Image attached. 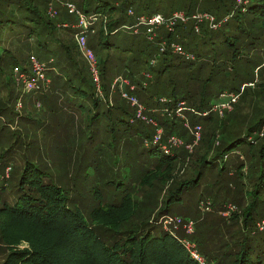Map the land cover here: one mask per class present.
<instances>
[{"label":"trees","instance_id":"16d2710c","mask_svg":"<svg viewBox=\"0 0 264 264\" xmlns=\"http://www.w3.org/2000/svg\"><path fill=\"white\" fill-rule=\"evenodd\" d=\"M236 1L0 0V33L11 31L14 21L20 15L32 26L27 27L28 38L32 39L35 35L39 47L50 48L52 54L47 61H42L40 57L34 55L30 56L43 66L41 80L45 81V78L49 80L45 73L54 70L53 64L58 53L63 61L62 71L67 78L65 83L71 84L74 92L84 95L87 94L84 89L91 92L95 90L97 97H94L93 101L98 109L95 117L105 114L112 126H118L117 124L121 122L126 125V131L113 130L112 142L121 144L123 154H115V164L109 171L112 172L115 188L123 186L119 179H124L131 185L138 182L134 187L136 193L139 188H144L139 197L137 194L134 195L136 199L132 203L129 200L124 202V198L119 204L93 206L86 215L80 208L71 205V199L66 191L50 182L45 177L46 174L26 163L18 182L19 194L16 200L11 203L0 199L2 246L0 264H198L184 244L188 239L195 243L199 252L194 246L195 251L205 260L208 258L214 261L221 253L219 260L221 263L228 261L229 264H264V238L257 235L258 231H264V226L254 225V217L259 214L257 200L264 183V115L256 119L251 116L248 119L250 123L248 120L236 123L234 121L236 114L233 115V111L229 113L231 106L230 110L216 112L217 106L211 105L210 100L202 94L213 79L212 74L210 70L208 74H203L206 69L203 62H199L192 70L198 57L190 52V47L187 48L185 43V39L188 40L189 35L194 34L199 36L197 40L199 44L212 45V36L224 27L229 28L223 29L220 35L224 36L225 45H221L220 48L212 45L214 48L211 49L216 50L219 57L229 56L233 59L230 70L235 69L240 77L239 90L244 84L254 85L255 81L243 73L241 68L244 64H241L239 59L237 62L236 57L239 49L247 46V26L252 25L255 18L264 17V0H242L241 4H237ZM225 4L227 7L223 11L222 6ZM69 5L73 6L72 12ZM161 7L164 8L165 14L159 13ZM212 9H219V14H212L210 12ZM176 12L187 16L211 13L215 17V23L220 25L213 29L203 20L197 22L190 19L184 24L178 23L172 32L160 28L154 41H148L145 26L140 24V19L156 14L169 17ZM247 15H251L252 19L244 20V23L241 17L246 18ZM225 16L226 21L222 24ZM195 25L199 28L198 32L194 31ZM186 29H189V33L184 37ZM110 36H116V39L120 37V40L101 41L102 37ZM86 38L87 46L91 45L97 50L94 52L96 57H88L87 63L78 57L79 51L76 50L78 47L82 53L84 52ZM121 42H126L127 47L120 49ZM173 44L180 45L188 57L175 52L172 49ZM2 49L0 90H4L1 89L4 78L2 70L7 65L11 67L16 65L12 68L13 71L17 68L14 73L19 78L31 80L32 69L27 71L24 61L19 62L14 52L5 46ZM120 53L123 59L127 58L128 67H125L123 60L118 57ZM92 60L96 61L98 68V88L92 75L90 65ZM112 67H119L122 71L118 70L116 73L124 78L121 76L117 78L109 73V68ZM173 73L177 76L187 74L191 76L186 77L183 85L177 83L181 86L175 85L177 88L173 87L172 91L168 89L169 81L166 87L158 89L159 86L166 84L165 77ZM115 80H125L129 83L113 86ZM39 81L37 86H41ZM221 81L230 82L233 85L230 91L237 92L233 76L223 77ZM257 84L264 88V80ZM111 86L119 95L121 92L122 96L134 95V99L144 105V112L148 111L149 117L136 115L138 107L137 109L136 106L130 107V102L124 99L125 95L120 97L117 103L108 101ZM101 92L107 93L104 102L106 113L104 110L101 111L98 105L103 98ZM221 92L216 98L222 94ZM232 92L228 95L235 94ZM255 95L257 96V93ZM8 96L10 97L11 93ZM7 99L9 102V98ZM184 104L190 110H197L192 111L191 125L194 124L195 116L209 121L216 116V120L195 151L196 158L191 166V169L195 170V177L182 181L175 180L174 172L178 157L171 154L174 147L167 144L165 138L178 133L177 108L178 105ZM8 110L7 106L0 105V116ZM211 113L215 115L211 117ZM219 116L222 118H218ZM252 119L256 121L255 124L252 123ZM147 120L151 127L146 125ZM131 127L134 130L130 131ZM157 131L164 135L159 141H155L154 138ZM119 132L121 135L116 137ZM242 144L249 146L245 151L248 156L247 165L239 162L235 172L241 181L242 177L246 176L248 182L253 183L249 192L244 194L251 200L242 210V220L238 223V228L236 230L232 228L231 232L227 231L229 232L227 239L221 242L224 247H229L226 251L228 257H223V252L215 249L213 252L210 251L213 254L212 258L207 257L203 254L204 240L201 234L203 229L198 228V233H192L191 236H187L188 233L180 235L178 230L171 227L173 223L168 226L162 225L160 219L169 217L168 205L180 200L184 190L199 182L201 169L204 177L205 165L214 166L219 161H223V164L228 162L224 158ZM157 153L162 156L160 161L155 158ZM123 160L127 162L119 166ZM223 170L222 166L221 171ZM0 174L2 175L1 172ZM9 178L10 175L0 177L2 189L7 186L6 181ZM169 183L171 184L168 186ZM108 184L106 182V185ZM159 186H162V190L166 188L164 190L166 206L151 211V203L147 208L150 192ZM153 216L156 217L152 219Z\"/></svg>","mask_w":264,"mask_h":264},{"label":"rangeland","instance_id":"374dc122","mask_svg":"<svg viewBox=\"0 0 264 264\" xmlns=\"http://www.w3.org/2000/svg\"><path fill=\"white\" fill-rule=\"evenodd\" d=\"M236 3L238 4L237 1ZM225 7H227V4L222 6L223 11ZM164 12V8L161 7L159 13L165 14ZM210 12L218 15L220 10L212 9ZM22 17L19 15L14 21L11 31L0 33V53L3 50L2 47L5 46V48L15 53L19 62L24 61L27 71H31L32 67L29 63L31 55L40 57L42 61H47L52 52L50 48L44 49L39 47L36 44L37 39L35 35L32 39L28 38L27 32L29 30L27 27L32 28V26L28 23V20H23ZM243 17H241V21L244 23V20L252 19L251 15H247L246 18ZM225 19L226 16L223 17L222 24L226 21ZM253 21L252 25L247 26V46L239 49L236 60L238 62L239 59V62L244 64L243 68L239 67L243 70L244 74H248L247 78H252L255 82H253L254 85L244 84L240 90V77L235 69L230 70L234 62L233 59L229 56L219 57L216 50L211 49L214 47L220 48L221 45H225L223 41L224 36L220 35L223 29L227 30L229 28L224 27L212 36L213 40L211 42L214 47L208 44H199V41H197L199 36H195L194 34L189 35L188 40L185 39L187 48L190 47V52L198 57L196 59L197 62L192 66V70L199 62H203L206 68L203 74H208L209 70L212 74L213 79L208 83L207 89L202 92L205 98L210 100L211 105L219 106L228 101L227 97L220 98V94L216 98L217 94L221 91H223L221 93L227 94L232 92L230 88L233 85L230 82H222L221 79L227 76L235 78L234 86L237 92L232 93H238V96L236 102L231 105L229 113L233 111L234 113L232 112V114H236L234 120L236 123L247 121L251 116L253 119H256L264 115V95H261L264 94V88H260L259 83L257 84V82L264 80V17L255 18ZM189 29L184 31V37L188 36ZM141 31L139 30V32ZM89 36L91 37V35ZM115 39L116 36L102 37L101 41H114ZM117 39L120 40V37H117ZM87 43L86 38L83 53L80 48H76L80 55L78 57L85 63H87L88 57H96L94 52L97 51L91 45L87 46ZM119 46L122 47L120 49L125 48L126 42L119 43ZM126 54H129V52H126ZM118 57L123 60L124 66L128 67L127 58L123 59L121 53L118 54ZM55 62L53 64L54 70L46 71L45 73L50 81L46 78L45 81H39L41 86H37L38 88H34L30 92H28L29 87L22 83V78H19L14 73L12 68L16 65H13V67L11 65L3 67L4 78L1 89L4 90H0V105L2 107L7 106L9 110L0 116V172L2 173L0 177L10 175V178L6 181L7 186L3 189V184L0 181V199H5L11 203L16 200L19 194L18 182L23 174L26 163H30L33 168L46 174L45 177L50 182L66 191L71 199V205L80 208L86 215L90 213L93 206L102 207L110 203L119 204L121 203V199L124 198V202L128 200L131 203L134 202L136 199L134 195L137 194L139 197L144 188H139L136 193L134 187L137 186L138 182L131 185L126 183L124 179H119L123 182V186L115 188L112 172L109 171L115 164V154H123L121 144L119 142H112L113 130L126 131V125L121 122L117 124L118 126H112V123H110L105 114L95 117V114L98 112L93 101L94 97H97L95 90L93 89L91 92L89 89H84L87 92L86 95L74 92L70 87L71 84L65 83L67 78L62 71L63 61L58 53H56ZM118 70L119 67H112L109 68V73L119 78L121 74L116 73ZM24 76H27V74ZM187 76L190 78L191 74L177 76L176 73H173L166 76V84L159 86L158 89L166 87L169 81L170 85H168V89L172 91V88L178 85L177 83L183 85L186 82ZM171 82L173 83L172 85ZM9 92L11 93L10 97L8 96L10 95ZM88 93L91 95L89 96ZM256 93L257 96L255 95ZM104 94L101 92L103 98L100 99L101 102L98 105L100 106L99 109L101 111L104 110L106 113L107 109L104 102L107 93L105 92ZM125 96L126 98L124 99L130 102V107L134 108L133 106H136L137 109L139 103V106L141 105L143 108L141 116L149 117L148 111L144 112V105L140 101L135 99L136 104H132V99L135 98L134 95V97L131 95L127 96V94ZM120 97H123L122 92L119 95L115 88L111 86V93L109 91L107 100L117 103ZM7 98H9V102ZM179 110L181 111L177 113V118H179V121H177V126H179L178 133L165 139L169 140L171 137H175L176 139V145L173 151L171 150V154H176L178 157L174 177H176L175 180L184 181L191 177L194 178L196 175L195 170L191 169L192 162L196 158L195 151L202 144L204 135L210 131V127L215 122L216 116L211 121L195 116L194 124L191 125L192 111L196 112L197 110H190L186 104L181 105ZM215 111L218 112V108ZM211 114V117L215 115V113ZM218 118L221 119L222 117L219 116ZM248 122L250 123L249 120ZM252 123L255 124L256 121L253 120ZM146 125L151 127L148 120L146 121ZM105 128L108 130L106 131ZM132 130H134L133 127H131L130 131ZM156 134L157 132H155ZM120 135L121 133L119 132L116 137ZM163 136L160 133V137L163 138ZM214 141L217 143V139ZM247 148L249 146L242 144L235 151L229 152V155L224 158L228 162L224 164L223 161H219L214 166L205 165L204 177L203 169H201L199 182L184 190L180 200L168 205L167 215L174 219L171 227L178 230V234H187L184 227L185 221H192L194 223L193 234L198 233V228L203 229L201 234L204 240V247L206 248L203 247V254L207 257L212 258L213 254L210 251L213 252L214 249L218 252H223V257L227 256L226 251L229 247H224V244L221 242L227 239L228 233L232 231V228L235 230L238 228V223L242 220V210L251 200L245 197L244 194L249 192L253 183H249L246 176H243V180L241 181L235 172L239 162L247 165L248 156L245 152ZM155 158L160 161L162 156L157 153L155 154ZM126 162L127 160L121 161L119 166L124 165ZM222 166L224 167L223 171H221ZM106 182L109 184L106 185ZM240 182L243 184L241 185ZM165 189L164 187L162 190V186H159L157 189L151 190L147 208H149L150 203L151 211L161 207L165 208ZM242 197L243 199L241 200L240 198ZM257 203L259 214H256L254 217V225L255 227L256 225L261 227L262 220L264 219V183ZM203 204L209 205V209L203 210ZM155 217L153 216L152 219ZM164 219H160L162 225L168 226V224L164 223ZM257 233L259 238H264V231H258ZM190 234H187V236H191ZM251 237L254 238V235ZM189 241L198 251L195 243L191 240ZM251 246L253 247V244ZM1 251L2 246L0 245ZM221 256L222 254L219 253L216 256V260L210 261L208 258L206 260L210 264H229L228 261L221 263L219 261Z\"/></svg>","mask_w":264,"mask_h":264},{"label":"built area","instance_id":"2783aa9c","mask_svg":"<svg viewBox=\"0 0 264 264\" xmlns=\"http://www.w3.org/2000/svg\"><path fill=\"white\" fill-rule=\"evenodd\" d=\"M237 2H238V4L242 3L241 0H237ZM69 10H70V12L73 11L72 5H69ZM190 19L196 20L197 22H200L203 20L204 22H207L209 27H211L213 29L219 27V25H220V23H218V24L215 23V17L209 13H196L194 15L187 16L181 12L173 13L169 17H164L163 15H160V14L153 15L152 17H145V18L142 17L140 19V24L145 26V29H146L145 36H147L148 41H154V39L156 38V36L158 34V30L160 28H164L167 31L172 32L174 30V27L178 23L184 24ZM198 29L199 28L197 27V25H195L194 31L198 32ZM172 49L175 52H177L179 54H183L186 57H188L186 54H184V51L180 45L173 44ZM30 63H31V67H32L31 80L22 79V83H24L25 86L29 87L28 92H30L34 88H38L37 87V81H39L43 78V66L34 57H30ZM90 65H91L93 78L96 80V86L98 88V68L96 65V61H94V60L90 61ZM14 71L16 72L17 68H15ZM122 84L127 85L128 83L125 80H115L113 83V86L114 85H120L121 86ZM124 95L125 94H123V96ZM237 96H238L237 94H229L228 95L227 93H222L220 95V98L227 97L228 101L226 103L220 104L219 106H217L215 108H219L218 110H220V112H222L224 110H230V106L236 102ZM18 104H20V103L18 102ZM132 104H136L135 99H132ZM137 107H138L137 115H140L142 113L141 111L143 110V108L141 106H139V104L137 105ZM179 108H181V106L178 105L177 113H179L181 111V110H179ZM154 138H155V141L160 140V138H161L160 137V131H157V134L155 135ZM166 143L169 144L170 146L174 147L176 145L175 137H171L169 140L166 141ZM228 208H230V207H228ZM232 208H234V207H232ZM208 209H209V205L206 206L205 204H203V210H208ZM173 222H174V219L171 217H166L164 220V223H166L168 225H170ZM261 224L264 226V222H262ZM184 227L186 229V233L190 234L193 232L194 223L192 221H188L185 223ZM184 244L187 248V251L190 252L192 257L197 261L198 264H208L207 261L195 251L194 246L192 245V243L189 240L185 241Z\"/></svg>","mask_w":264,"mask_h":264}]
</instances>
